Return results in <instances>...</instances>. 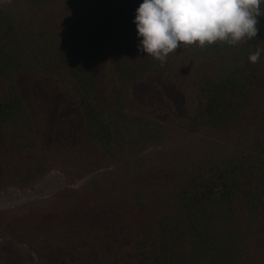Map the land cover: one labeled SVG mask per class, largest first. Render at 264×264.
Wrapping results in <instances>:
<instances>
[{
	"label": "trees",
	"instance_id": "1",
	"mask_svg": "<svg viewBox=\"0 0 264 264\" xmlns=\"http://www.w3.org/2000/svg\"><path fill=\"white\" fill-rule=\"evenodd\" d=\"M140 3L0 4V198L67 182L0 210L4 263L264 264V17L162 64L137 50Z\"/></svg>",
	"mask_w": 264,
	"mask_h": 264
},
{
	"label": "clouds",
	"instance_id": "2",
	"mask_svg": "<svg viewBox=\"0 0 264 264\" xmlns=\"http://www.w3.org/2000/svg\"><path fill=\"white\" fill-rule=\"evenodd\" d=\"M264 0H142L135 11L137 50L162 64L185 46H237L258 36ZM264 49L248 57L257 63Z\"/></svg>",
	"mask_w": 264,
	"mask_h": 264
},
{
	"label": "rangeland",
	"instance_id": "3",
	"mask_svg": "<svg viewBox=\"0 0 264 264\" xmlns=\"http://www.w3.org/2000/svg\"><path fill=\"white\" fill-rule=\"evenodd\" d=\"M12 0H0L1 5H8ZM81 183L74 185L78 187ZM67 186L65 177L60 171H53L46 176L32 189L18 190L14 189L4 193L0 198V210L13 208L20 204L28 203L33 200H39L50 197L58 190ZM18 245V244H17ZM19 251L14 250L9 257L10 264H40L37 256L26 246L20 245ZM0 264H6L0 260Z\"/></svg>",
	"mask_w": 264,
	"mask_h": 264
}]
</instances>
